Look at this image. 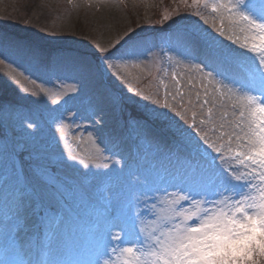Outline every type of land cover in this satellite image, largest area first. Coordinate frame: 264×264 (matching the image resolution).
Here are the masks:
<instances>
[{
	"label": "rangeland",
	"instance_id": "obj_1",
	"mask_svg": "<svg viewBox=\"0 0 264 264\" xmlns=\"http://www.w3.org/2000/svg\"><path fill=\"white\" fill-rule=\"evenodd\" d=\"M213 2L208 0L205 7L192 0H0V60H4L0 64V84H7L10 95L18 92V103L0 101V115L7 117L18 143L21 141L26 150L34 143H44L58 154L70 151L79 158L83 153L96 161L84 168L78 160H66L61 170L72 183L87 186L90 193L87 205H78V199L71 201L74 214L65 221L56 256L63 264H94L97 260L99 264H123L127 254L121 255V250L133 246L127 242L133 238L124 235L133 230L131 221L127 212L121 211L130 198L129 180L133 181L131 196L139 195L141 201L145 196L151 197L148 204L156 203L153 211L159 213L164 202L171 199L164 192L175 194L179 188L169 187L160 179L183 171L188 163L171 139L175 129L189 128L193 135H199L189 126L193 113L200 127L199 121L207 117V108L213 107L209 103L203 110L200 108L206 90L210 100L217 97L213 123L222 122L221 113L233 109L234 101L227 98L220 106L215 81L205 79L194 67L199 61L179 51L174 39L177 29L211 36L216 44L243 54L241 59L252 62L254 69L264 70L258 54L243 47L246 36L248 44L253 42L251 33L234 27L227 12L221 25L219 14L212 12ZM252 3L259 11V0ZM221 26L225 29L223 36L216 32ZM166 28L175 30L156 34ZM118 41V46L127 48L130 54L115 61L116 66L109 69L112 79L106 81L100 59L105 54L100 49L111 50ZM78 64L87 65L86 76L80 77L73 70ZM235 79L241 81V76L236 75ZM224 83L233 87L236 96L250 91L240 89L231 80ZM5 87L0 98L5 95ZM73 87L77 90L72 91ZM250 94L257 96L258 101L264 99L259 91ZM149 95L162 103L155 105L145 99ZM166 96L186 119L163 107ZM131 107L142 108L147 114L153 108L162 113L148 124V139L130 123H143V119L131 115ZM30 123L37 126L29 128ZM203 130L210 139H217L212 124H206ZM130 132L140 136L138 162L128 159ZM11 139L0 130V264H37L51 258L42 254L48 250L50 237L36 216L29 215L23 225L15 220L17 183L13 164L17 169L26 167V159L21 157L25 159L22 161L20 153H14ZM105 148L108 151H103ZM130 171L134 176H129ZM153 187L162 191L149 190ZM203 198L209 201L203 205L208 209L219 199ZM180 205L188 209L190 202L180 201ZM154 219L145 214L137 220L141 242L143 234L139 229L153 227ZM112 224L119 227H110ZM102 248L107 254L97 257Z\"/></svg>",
	"mask_w": 264,
	"mask_h": 264
},
{
	"label": "snow or ice",
	"instance_id": "obj_2",
	"mask_svg": "<svg viewBox=\"0 0 264 264\" xmlns=\"http://www.w3.org/2000/svg\"><path fill=\"white\" fill-rule=\"evenodd\" d=\"M192 3L208 6V0H192ZM211 9L219 14L221 25L225 19L223 14L227 12L234 27L241 32L251 33L253 42L248 44L246 36L243 47L257 53L259 65L264 66V0H259V11L252 0H215ZM196 15H200L199 12ZM165 19L168 17L165 16ZM216 32L225 35L223 26L216 28ZM174 39L183 55L199 61L194 67L203 77L215 81L220 106H224L227 98L234 101L233 109L221 113L219 120L222 122L213 123L217 97L213 96L210 100L206 90L200 108L203 110L209 103L213 107L207 108V117L199 121L200 127L197 126L196 113H193L189 126L196 129L199 135H193L189 128L175 129V148L181 155H186L188 163L183 171L160 179L169 187L179 188L175 194L164 192L171 199L164 202L159 213L153 211L157 208L156 203L148 204L151 197L145 196L141 201L139 195L131 196L133 181L129 180L130 198L121 211H126L131 221L133 230L124 232V235L133 238L127 241L133 246L121 250V255L127 254L123 264H264V243L251 232L252 222L256 221L257 227L264 233V99L258 101L257 96L250 94L256 91L264 94V70L254 69L252 62L241 59L243 54H236L216 44L211 36H198L177 29ZM228 39L232 40L233 37L229 35ZM120 44L118 41L111 50L100 49L108 61L105 67H115V61L130 54L127 48L119 47ZM2 63L4 60H0ZM73 70L83 77L87 75L88 67L78 64ZM236 75L241 76V81L235 79ZM225 80H231L240 89L250 91L236 96L233 87L225 84ZM71 90L77 89L73 87ZM136 91L144 95L140 89ZM196 98L199 101V93ZM145 99L155 105L162 103L151 95L145 96ZM172 99L175 100V96ZM52 103L57 104V101L53 100ZM163 107L186 119L183 112H178L168 102L167 96ZM161 115L153 108L142 117L143 123L138 120L130 123L148 139V124ZM206 124H212V132L217 135L215 141L203 130ZM36 126L28 124L29 128ZM66 160H78L84 168L96 162L91 156L84 157L83 153L79 158L70 151L58 154L51 150L50 145L34 143L27 151L26 167L22 165L17 169L13 164L17 183L15 220L23 225L29 215L36 216L50 237L46 255L51 258L39 260L37 264H63L56 256L65 221L74 214L71 201L78 199V205H87L90 199L87 186L72 183L70 178L62 175ZM129 176H134V173L130 171ZM149 190L162 191L157 187ZM206 196L219 197L211 209L203 207L209 203L203 198ZM180 201L190 202V207L183 209ZM141 204L144 205L143 209L140 208ZM145 214H151L155 219L152 221L153 227L139 229L143 234L141 242L136 223ZM110 227L119 225L112 224ZM106 254L107 250L102 248L97 257ZM94 264H99V260ZM105 264L108 262L105 261Z\"/></svg>",
	"mask_w": 264,
	"mask_h": 264
},
{
	"label": "trees",
	"instance_id": "obj_3",
	"mask_svg": "<svg viewBox=\"0 0 264 264\" xmlns=\"http://www.w3.org/2000/svg\"><path fill=\"white\" fill-rule=\"evenodd\" d=\"M37 0H34V2H36ZM157 17V16H156ZM103 54H105L104 52H103ZM111 79H112V77L110 78V81H111ZM5 86H7V84H5ZM4 85H2L1 86V84H0V90L2 89V88H4L5 87ZM6 88V87H5ZM6 91H5V95H4V97L3 98H0V101L1 102H3L4 100H9V101H11V102H17L18 101V92L17 91H14V93H12L11 95H10V88H6L5 89ZM0 94L1 95H3L4 94V91H3V89L0 91ZM129 111L132 113L131 115H134V116H136V117H139V118H141L142 119V117L144 116V115H147V113H145L144 111H143V109L142 108H137V107H131V109H129Z\"/></svg>",
	"mask_w": 264,
	"mask_h": 264
},
{
	"label": "clouds",
	"instance_id": "obj_4",
	"mask_svg": "<svg viewBox=\"0 0 264 264\" xmlns=\"http://www.w3.org/2000/svg\"><path fill=\"white\" fill-rule=\"evenodd\" d=\"M253 227L251 229L252 234L255 236L256 239L264 243V233H262L259 228L257 227V222L253 221L252 222Z\"/></svg>",
	"mask_w": 264,
	"mask_h": 264
}]
</instances>
